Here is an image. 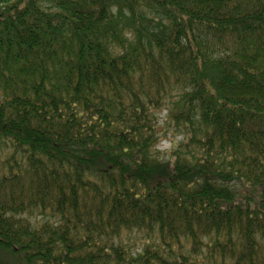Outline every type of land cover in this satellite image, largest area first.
<instances>
[{"label": "trees", "instance_id": "1", "mask_svg": "<svg viewBox=\"0 0 264 264\" xmlns=\"http://www.w3.org/2000/svg\"><path fill=\"white\" fill-rule=\"evenodd\" d=\"M0 264H264V0H0Z\"/></svg>", "mask_w": 264, "mask_h": 264}, {"label": "rangeland", "instance_id": "2", "mask_svg": "<svg viewBox=\"0 0 264 264\" xmlns=\"http://www.w3.org/2000/svg\"><path fill=\"white\" fill-rule=\"evenodd\" d=\"M162 117H165V114H163ZM166 127L167 133L164 135L159 146V151L165 156V158H167L172 153L174 144L181 143L183 139V134L180 133L179 130L176 131L175 128L170 126Z\"/></svg>", "mask_w": 264, "mask_h": 264}]
</instances>
